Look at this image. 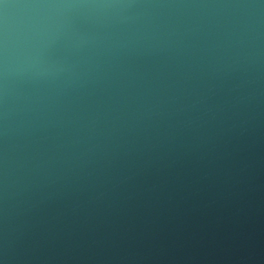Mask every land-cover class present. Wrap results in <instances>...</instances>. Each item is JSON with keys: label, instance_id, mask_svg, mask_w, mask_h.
Returning a JSON list of instances; mask_svg holds the SVG:
<instances>
[{"label": "clouds", "instance_id": "1", "mask_svg": "<svg viewBox=\"0 0 264 264\" xmlns=\"http://www.w3.org/2000/svg\"><path fill=\"white\" fill-rule=\"evenodd\" d=\"M0 264H264V0H0Z\"/></svg>", "mask_w": 264, "mask_h": 264}]
</instances>
